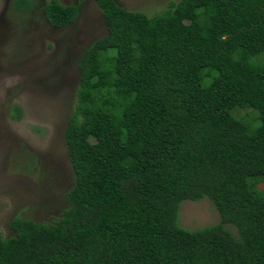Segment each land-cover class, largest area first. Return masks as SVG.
Wrapping results in <instances>:
<instances>
[{"label":"trees","instance_id":"trees-1","mask_svg":"<svg viewBox=\"0 0 264 264\" xmlns=\"http://www.w3.org/2000/svg\"><path fill=\"white\" fill-rule=\"evenodd\" d=\"M95 3L106 33L77 63L66 207L50 223L15 215L0 264H264V0L150 17ZM42 11L59 28L77 4ZM202 198L218 221L181 227L180 203Z\"/></svg>","mask_w":264,"mask_h":264},{"label":"rangeland","instance_id":"rangeland-1","mask_svg":"<svg viewBox=\"0 0 264 264\" xmlns=\"http://www.w3.org/2000/svg\"><path fill=\"white\" fill-rule=\"evenodd\" d=\"M48 0H30L17 10L0 0V235H12L10 220L50 223L66 207L73 184L63 132L77 101L78 60L106 33L95 0H56L77 4L73 20L59 28L43 15ZM128 10L157 15L177 0H114ZM16 109L18 111H16ZM239 113H242L239 111ZM258 186L264 190V183ZM211 202L183 200L177 223L195 229L216 223ZM224 227L235 235L234 227Z\"/></svg>","mask_w":264,"mask_h":264}]
</instances>
